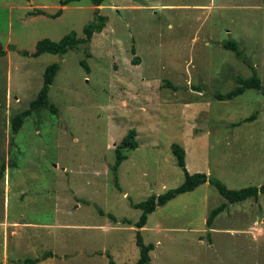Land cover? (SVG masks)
Listing matches in <instances>:
<instances>
[{
	"label": "rangeland",
	"instance_id": "1",
	"mask_svg": "<svg viewBox=\"0 0 264 264\" xmlns=\"http://www.w3.org/2000/svg\"><path fill=\"white\" fill-rule=\"evenodd\" d=\"M37 5L49 14L63 11L38 15ZM100 8L107 26L90 42V57L85 44L34 57L22 50L33 52L41 39L60 40L71 31L83 37L95 5L0 0V42L8 53L0 55V167L7 165L0 219L7 204L11 218L24 214L43 224L41 232L55 235L58 256L65 257L54 264H109L107 253L118 264L138 260L135 222L142 209L131 200L184 181L173 143L186 150L191 173L206 172L230 188L264 184V92L249 88L227 100L214 95L253 74L224 47L228 40L238 42L264 84V0H104ZM53 62L60 69L49 96L58 111L35 109L14 134L12 116L29 107ZM256 111L255 120L235 124ZM131 128L139 146L125 150L118 188L115 149ZM224 201L207 182L158 206L140 228L145 242L155 244L150 264H264V194L228 203L209 229L211 210ZM16 226L7 229L8 250L16 235L32 230V224ZM39 248L8 260L41 256Z\"/></svg>",
	"mask_w": 264,
	"mask_h": 264
},
{
	"label": "trees",
	"instance_id": "2",
	"mask_svg": "<svg viewBox=\"0 0 264 264\" xmlns=\"http://www.w3.org/2000/svg\"><path fill=\"white\" fill-rule=\"evenodd\" d=\"M72 0H62V6L68 4ZM104 0H92L93 4L95 5L94 10V19L87 23L84 26V36L79 37L76 31H71L70 33L63 36L60 40H52L50 38H44L37 42L36 49L33 52H29L27 50H22V54L29 55V56H40L42 53L51 52L56 54H65L69 50L76 49L80 45L85 44L86 55L88 57L91 56L90 52V42L92 41L95 33L102 32L105 27L107 26V16L101 13L100 6L103 4ZM63 9L61 8L55 13L49 14L44 9L36 8L34 9L33 13L35 14H44L50 17H58L62 14ZM225 48L233 49L238 56L243 58L251 67L253 74L248 78H244L241 76L237 77V86L232 90L228 91L227 93L216 92L214 95L219 100H227L233 99L239 95H242L247 89L253 88L258 89L264 92V84L262 78L258 74L255 66L251 64L242 53V50L239 48V44L236 40H228L223 43ZM132 51L135 53L136 48L133 46ZM7 53L5 47L0 42V55H5ZM137 62H139V57L137 58ZM81 64L86 68L87 72H90V66L88 65L86 59L81 60ZM60 69V64L58 62H53L49 64L44 72V80L41 89L39 90L38 94L34 99L31 100L29 107L15 113L12 116L11 126L12 132L16 134L21 127L23 126L26 117L31 115L33 111L37 108L47 107L53 113L58 111V106L50 101L49 92L51 89V85L53 84L55 77ZM168 85L171 86L170 82H167ZM200 88V87H199ZM258 116V112H254L252 115L244 118L237 124H241L243 122H247L250 120H255ZM137 130L135 128L129 129L127 134L121 140V143L115 149V163L112 166V171L115 176L116 183L115 185L120 188V184L118 181V171L120 165L123 163L125 159L128 158V154L125 150L135 149L139 146V142L137 140ZM172 151L177 159V164L182 168L184 172L185 179L184 181L174 188H170L163 193L160 194H151L145 200L140 202H134L131 200L132 206L135 208L142 209V214L140 218L135 222V225L139 228L136 233V243L140 248V256L137 261L134 263H123V264H150L151 263V256L150 252L155 249L154 243H146L140 228L144 227L147 224L149 215L154 212L158 206H162L168 203L170 200L176 198L178 195L193 191L198 186L204 183H210L214 185L219 193L225 198L224 201L219 206L213 208L207 218V227L209 229L212 228L215 219L217 216L223 212L228 203H237L244 201L249 198H255L256 200L259 199L261 194H264V184L262 185H251L242 188H230L226 183H224L221 179L216 176L210 175L206 172H195L191 173L187 168L186 162V150L182 147L179 143L172 144ZM7 165L3 163L0 167V180L3 179L5 174V170ZM104 214L103 211H101ZM108 216L112 218L114 221H118V218L112 214L108 213ZM124 222L131 223L128 218L123 219ZM210 234V233H208ZM56 254L49 250L43 253L39 257H26L22 260L16 261L17 264H35L43 259H46L51 256H55ZM107 257L109 258V264H118L116 260L113 258L111 253H107Z\"/></svg>",
	"mask_w": 264,
	"mask_h": 264
},
{
	"label": "crops",
	"instance_id": "3",
	"mask_svg": "<svg viewBox=\"0 0 264 264\" xmlns=\"http://www.w3.org/2000/svg\"><path fill=\"white\" fill-rule=\"evenodd\" d=\"M36 8H41V9L45 10L44 6H42V5H37ZM38 15H40V14H38ZM7 54L1 55V56H7ZM8 171H9L8 174L10 177V169L9 168H8ZM19 202H20V206H22V208H24L25 207V203H24L25 201L22 202V200H20ZM21 211H23V209H21L19 212H21ZM22 216H23V218H22ZM13 223L17 224L16 228L17 229L19 228V230H20V228L24 227L26 224H32V227H31L32 230H30L28 228L29 231H26L27 232L26 235H19V234L16 235L15 241H13L12 249L8 250L7 248H8V241H9V230H7V229L9 226H12ZM0 226H1L0 227L1 233H3L2 227H4L3 230H5L4 231V242H3L5 250H4L3 258L1 256L2 254L0 255V264H11L12 262H10V260H8V258L11 259V257H13L14 255H18L17 259H19V257H20L19 254L23 252L22 251L23 249H25V251H30L32 249H36L39 247H40L39 249H41L42 252H44V253L46 251H49V250L53 251L56 254V257L51 256V257L43 259V260H41L35 264H54L53 260L57 259V258L65 261V257L58 256L59 253L55 249V246H57L59 243H58V241L54 242V240H56V237L53 233L41 232V228H44V225L43 224L40 225V223L34 222L33 220L24 219V214L23 215L19 214V215H16V216L11 218L9 205H7V204L5 205L3 217L0 219ZM19 226H21V227H19ZM23 230H24V228H23ZM23 232H25V230ZM39 236H40V238H39ZM47 239H48V242H45ZM40 244H41V246H40ZM8 251H10V253H8ZM28 257H31V256H28ZM37 257H39V256H37ZM12 260L13 259H11V261ZM14 264H17V262L15 261Z\"/></svg>",
	"mask_w": 264,
	"mask_h": 264
}]
</instances>
